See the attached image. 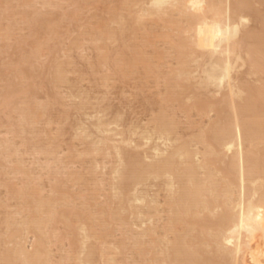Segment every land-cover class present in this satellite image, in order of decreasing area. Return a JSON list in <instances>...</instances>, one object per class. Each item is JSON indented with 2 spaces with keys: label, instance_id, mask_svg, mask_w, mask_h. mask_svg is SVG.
<instances>
[{
  "label": "rangeland",
  "instance_id": "374dc122",
  "mask_svg": "<svg viewBox=\"0 0 264 264\" xmlns=\"http://www.w3.org/2000/svg\"><path fill=\"white\" fill-rule=\"evenodd\" d=\"M43 1L0 0V264H27L16 253L13 254L15 248L17 251L18 249H20V246L21 248L25 247V252L29 251L28 254L30 255H33V252L34 254H39L43 249V252H45L42 253L47 255V258L46 256L44 258V256H42V253L39 254V264L42 261L43 262L41 264L45 263V260V264H86L88 260L89 264H170V261H168L165 257V253L167 249H171L174 244L175 235L181 234L182 231L180 230H183V227H185L183 233L188 231L185 225H188V221L186 220L190 219L186 218L185 221L187 223L182 222L183 225L185 224L184 226L175 224L176 226H174V229L175 227L177 228L178 226H181V228L178 227V229H175L179 230L180 232H175L174 229L173 230L175 233L171 231V229L170 232L168 231L171 226L169 222L170 218H167L171 214H169V204L166 203H170V199L172 196H177L176 192L178 191V189L175 190V187L178 185L177 183H174V179L173 181L171 180L174 184H171V188L169 190L168 184L170 182V178L168 176L161 177L159 178L160 180L157 179L154 181H152L151 178L145 182L146 188L145 186L136 187V190L138 191V193H140L139 195H136L131 191H121L122 195H120L121 193L118 192L120 191L118 188V180H120V174L118 173H121V167H125L123 166V161H121L120 159H127V157L131 155L132 157L137 159L138 154L141 153V158H139L140 155L138 156V161L141 160L142 162H140V164H150L154 159L152 155L153 153L151 152V147L153 146V144H158L159 148L161 147V150L167 148V150H164V154H168L167 151H169L168 147L170 145L172 146V148H169H171L172 150H176L177 147L181 148L185 145L184 147L190 150V152H195L196 150L195 153H198L196 156L197 162L199 163V160L201 159L199 163L200 165L208 164L206 163L208 160L206 159L207 161H204L203 159L207 158V156H210L211 154H207L206 149L205 151L204 149H202L206 146H204V143V145L201 143L204 146L202 147L199 139L197 140V138H201V140L205 138L207 134L211 132V129L209 132L207 131L209 130L208 128H212L213 125L215 126L216 123H219V121H216L218 118V114L215 109L217 106L216 104L218 103L217 101L222 100L223 97L225 98L226 96L223 95L224 90H221V93L219 92L220 94L218 93L220 96L221 94L223 95L222 98L219 96V98L215 99V96L217 97V94L215 92L213 93V91H211L209 88H207V90L209 89L208 91L206 90V88H199L196 83L198 82L197 78H199L200 76L197 72L199 70L197 66L191 62H187L188 66L185 65V67L189 70L187 71H191V73L193 68L196 67L195 69L197 70L194 69L196 71L194 72V74L196 73V77H194L195 75L192 73V79L190 73V76L186 77V80L190 78L187 83L183 79L185 78V76H182V79L179 78L180 81L178 80V78H176L179 82L176 81L175 77H177L176 74L179 75L178 73L181 72H179V70L182 69L181 61L183 63V60H180V56L178 60H176L177 54H175L176 50H174L173 48L176 49V46L179 43H173L179 41L181 42L182 40H180V37L182 35V37L185 38L184 36H186V34H182V28L184 30L186 27H182V25L187 26V24L186 21L183 20L184 18L177 13L176 9H174L175 11L173 9V11L171 9L170 11H167L170 6H167V8L166 6L164 7L165 9L164 13L162 14L163 16L162 18H159L161 16H152L150 14H145L144 12H142L143 10L149 9L145 8L149 7V0H138V5H135L136 3L132 2V7L130 6V4L125 7L122 3V0H47L49 2V5H44L47 4L45 3L47 1ZM119 1L121 4L119 3ZM250 1L253 3H251ZM250 1L248 2L254 5L251 6L256 9L255 12H257L256 15L258 16H249L250 18L247 17V22L242 26L243 28L241 27L242 29L246 30V32L244 30H240L241 32L244 31L245 33L251 31L255 32L256 30H258L261 25L259 24L261 23L259 22L260 17L261 19H264V0ZM40 2H43L44 4H40ZM120 6H122L123 9L120 10ZM129 6L131 7V9ZM127 7L129 8L126 9ZM139 7L143 10L139 9ZM124 9L128 11L130 9L131 13L133 12V10H135V12H133L134 15L130 14L131 16H129V13H124ZM166 11L168 12L169 17L170 15H172V18H169L167 14H165ZM115 12L119 13L116 14ZM113 13L116 17H113ZM149 15L152 17H149ZM178 15L181 18H179ZM140 16L142 18H139ZM117 17L121 18L119 19ZM129 17L130 20L128 21ZM132 18L140 22L138 23ZM253 18H255V20L258 19L256 20L257 22H255ZM112 19L114 22H116L114 23ZM117 21L120 25L123 24L121 25L122 27L118 25ZM179 22L181 23L180 29L182 32L177 30ZM125 24H127V26ZM132 25H135V27ZM173 25H175L176 27L173 28ZM113 26L115 28H113ZM123 26L125 29L123 28ZM120 28H123L122 31L124 32H122ZM173 29H176V31H173ZM108 31L112 32L111 35L113 36H111L110 33H107ZM120 31L123 34L120 33ZM240 31L238 32V35H236L237 38H235V40H242V37L239 34ZM105 34H108L109 36H103ZM163 34H168L169 36L166 35L165 39L163 38ZM99 37L102 39L107 37V39H104L103 41L102 39H100V41ZM170 45H173V47ZM97 46L99 47V49ZM35 49L36 53L33 52L35 51ZM132 54H134V57L132 56ZM31 55L33 56V58ZM103 55L106 57H104ZM132 57L133 59L135 58V60L132 61ZM136 57L138 59L137 61ZM98 60L99 63L97 62ZM141 60L148 61L144 63H146L145 65H149V69L145 67L144 64H142ZM130 61L132 62V64ZM178 61L180 64L178 63ZM192 65H194L195 67H192ZM57 66L62 67L63 70L59 71ZM242 67H238L235 70V72H237L239 75H237V73L236 75L233 74V77H235L234 81H236L237 84V81H243V78H246L248 82L252 81V77H249V80L248 77L245 76L247 74H243V72H245V70L247 69L244 68L246 66ZM168 68H170L172 72L168 71ZM173 68L176 69L172 70ZM238 69H240L241 72L238 71ZM55 72H57V74L58 72L62 73H59L61 75L60 80H63L60 85L58 84L60 81L56 82V80L53 79L54 74H56ZM241 74H243V76ZM58 75L55 76L56 79L58 78ZM171 75L174 76L171 77ZM173 77L176 83L178 82V84L181 81H184L182 83H186L187 85L190 83V87L187 88L188 92H186V89L184 88L186 93L182 91H176V93H174L173 90L177 86L172 80ZM238 77H240L239 80ZM195 78L197 80L196 82H194ZM52 79L57 83H55L56 85L53 83ZM245 80L243 81V83L246 85L247 81ZM170 81L172 82V84H168ZM182 83L178 85V90H180L181 88L183 89V85H181ZM193 83L196 84L193 85ZM249 83L252 84V82ZM173 84L176 86L175 88L171 87ZM255 84L257 83H253V85ZM168 85H170V90L172 88L171 92H173L174 97L172 96L173 94L169 92L170 90L168 88ZM194 86L198 87L196 88L198 89L197 91L196 89L193 90V88H195ZM11 87L16 88L13 89ZM189 88L191 89V91L189 90ZM16 89H18V92L16 91ZM203 89L206 90H204L206 93H204ZM12 90L13 92H16L13 93ZM209 91H211V93H209ZM180 93H185L188 96H185L184 94H182L184 95L182 96ZM193 93L196 95L193 96ZM6 94L7 97L5 98L4 96ZM169 94L171 95L172 99L170 98ZM242 94L241 97H243ZM209 95L212 100H216L214 103L209 99ZM178 97H181V99H178L181 102L177 101ZM184 97H191L190 100H187L188 103L185 102L186 100H184ZM165 98H167V100H165ZM236 98L235 101L240 102V100H238L239 98ZM4 99H6V102H2ZM205 99H209L210 101H212L210 102L211 104L209 103V100H207V102ZM182 100H184V103L182 102ZM204 103L205 105L208 104V106H205ZM209 104L212 106L215 104L212 109L216 112L211 111L210 108L212 106H210ZM31 106H34L33 110ZM205 109H207L206 112ZM199 110H201L202 112ZM29 111H31V115L33 114L32 118L29 115L30 113L27 114ZM25 114L28 116L26 117ZM161 116L162 118L165 117V119H168V122H172L170 125L168 122H166V120H164L165 124L168 127L165 128L170 129L168 130L169 134L167 136L170 140L172 139L171 142H166V146H164L161 142L162 140L157 141L155 133L156 131L154 132L155 134L153 133L152 135L155 138V141L152 137L149 143L142 140V138L139 139L142 131H145L146 129H148V127L150 128L151 126L152 129H154L153 126H156V124L154 125V120H157ZM25 119H27V122ZM213 121H215L216 123L214 122V124H211ZM209 123L211 124V126H208L210 125ZM116 125L118 127H116ZM99 126L105 127L101 128ZM136 126L138 128H136ZM105 128H110L109 130L111 131L108 132L109 134L101 133V130H104ZM116 130H118V136ZM205 130V135H202ZM120 132L122 134H120ZM138 132H140V134ZM126 133H129V135ZM119 134L121 135V137L119 136ZM123 134L128 138L122 137ZM103 136L105 138H103ZM109 136L111 138L107 139ZM112 137L114 139H112ZM130 137H132L133 139H130ZM124 138L125 141L123 143H117ZM90 140L92 141V143ZM94 140H96V142ZM101 140H103V142H101ZM131 140L134 141L132 142ZM104 141L106 143H104ZM135 141L137 145L134 143ZM151 141L152 145L151 147H149ZM143 142L144 145L141 144ZM158 142L161 143L159 144ZM187 142L190 144H188L190 148L187 146ZM172 143L176 148L173 147ZM181 143H183L182 146ZM97 144L99 145V147L96 146ZM129 144H132L131 150H133V152L130 151ZM138 144H141L142 147H140V145ZM177 144L180 145L177 146ZM119 145H123L124 147ZM146 145L148 148H150L148 150L150 154L145 149ZM115 146H119L120 148H126L127 146H129L127 149H129L131 154L127 155L129 152H127L126 154V151L128 150L122 149L123 152L120 155L122 157L119 158L120 156L115 155ZM259 148H263L262 145ZM139 149L140 151L138 152ZM105 150L107 153L104 152ZM202 151L204 152V154H202ZM136 152H138V154H136ZM217 152H215V155H219L220 152ZM143 154H145V156ZM222 154L224 155H219L222 159L223 157H226L225 159H228V157L231 156L227 153ZM124 155H126V157H124ZM201 155H203V159L200 158ZM213 155L214 153L212 154L213 159L209 157L212 166L207 165L204 166V169H200V171H198V177H200V175V178L203 177L202 170H207V172H209L213 168V173L212 171L209 173L214 174L212 178L216 179V183L221 184V186L223 187L222 183H218V179L220 182V178L223 175V171L220 167L223 166L222 164L227 161H225V159V162L219 161L220 157L218 156L217 160V157L214 158L215 155ZM126 159H124V161ZM178 160L180 162L182 161V159ZM136 161L134 163L138 162ZM217 161H219V164H215ZM201 162H205L206 164H201ZM213 163L217 168L214 167ZM137 164H135V167H138ZM214 168H216L217 170H215ZM117 171L118 173H116ZM204 172L205 175L206 171ZM215 172L217 174H219L220 172L221 177H219ZM116 177L118 180L115 179ZM112 180L115 183H113ZM114 180H116L117 183ZM162 180L165 181L168 186ZM111 183L113 185L115 184L113 188ZM115 186L118 188V190ZM236 187L237 186L235 184L232 188ZM232 188L231 192L234 194V197H237L238 191L236 190L238 188ZM139 189H141L140 191H143V195L145 194V196H142L144 197L143 199L140 196L142 192H140ZM143 189L148 191H145ZM172 190L173 192H175H171ZM113 191H115V196H113ZM219 191H222V188L221 190L219 188ZM31 192L33 194L35 192L37 193H35L32 197L28 196L32 194ZM123 193H125V196L123 195ZM129 193H131L130 195H132L133 197L130 195L127 196ZM147 195L149 196L147 197ZM166 195L168 196V198L166 197ZM222 195L223 191L220 193V199L218 198L220 200L218 201L219 204L221 202ZM135 196H140L141 199L135 201ZM116 197H118L120 200ZM206 198H209V196H207ZM114 199L117 201H114ZM150 199L152 200L151 202H154L155 205L152 203L154 206L150 203ZM167 200L168 202H166ZM125 201L127 202L124 204V206L128 205L129 203V208H127V206L123 207V203ZM40 202L43 204L41 205ZM32 203L34 204V207H31V205L33 206ZM148 203L150 206L148 205ZM217 204L210 205V210L200 209L198 216L202 215V213H207L208 215L206 214L205 217L210 215L209 217L211 218L214 217V214L215 217L217 215H221L222 211L218 209L219 206ZM39 205L41 206L39 207ZM214 205H217V207H214ZM117 206H120L121 208L118 209ZM133 206L135 208H133ZM48 207H52L53 209H49ZM56 210H58L59 212H57ZM136 210L138 213L136 212ZM212 210L215 213H213ZM46 211L49 212L51 216ZM53 211H56V216H54V214V217H52ZM36 212L39 215L36 214ZM131 212H133V214ZM29 213L30 216H32V213L35 214V218L34 216L30 217ZM109 213H111V215ZM45 215L49 216H47L46 218ZM132 215L134 218H132ZM147 215L149 219L147 218ZM63 216H65L66 218L70 217L68 219L70 221L66 220V218ZM203 216L204 215L200 217L205 218ZM48 217H50V219ZM52 218L54 220H52ZM114 218H117V221ZM120 218L122 221L120 220ZM207 218H205L204 220H206ZM62 219H64L65 221H63ZM212 219L214 220V218ZM217 219H219V217H216L214 222H212L211 219L206 220L207 222L211 221L214 225L210 224V222L207 223L206 221V223H204V227L207 228L203 230L205 232L204 234L206 235V239L204 238L206 242L207 240L210 241L212 234H214L212 232H216L218 230L217 226H219L220 224V219ZM113 221L114 223H112ZM217 222H219V224H215ZM190 224L188 225V227L191 226ZM207 225L210 226L208 227ZM32 226L34 227L32 228ZM213 226L217 229H214ZM40 227H42V229H40ZM83 227H85L86 229ZM87 228L90 229V231ZM103 228H105L106 230ZM164 228H166L167 231L164 230ZM189 229L190 232L192 231V234H189L190 232L187 233L188 236L185 239L187 243H191L192 241L194 242V237L198 235L197 232L199 231L197 230V228H193L191 230V227H189ZM83 230H86V232ZM163 230L166 231V235L163 234ZM41 231H43V234L41 233ZM167 233L170 234L168 235ZM183 233L181 234L182 236ZM38 235L42 236L44 242L43 239L41 240L42 242L40 241V238H38L40 236ZM87 235H89L91 238ZM173 235L174 237H172ZM138 239L141 240L138 241ZM190 239H192V241ZM157 241L158 243H156ZM34 242L36 244H34ZM137 242L139 244H137ZM42 243L44 246L42 245ZM92 245L93 249H91ZM207 245L210 246L211 244ZM35 246L36 250L38 249L40 252H38V250L36 252ZM84 246L87 251L88 249L90 251L93 250L95 258L92 257V252L84 251ZM209 246L206 247L208 248ZM206 247L204 248L205 250ZM210 247H212V245ZM142 248L144 249L142 250ZM209 248L208 250H210ZM208 250L206 251L208 252ZM83 251L84 253L87 252L84 256ZM142 251L143 254H141ZM209 252H212V250ZM158 255L159 259L162 258L161 262L158 258H156ZM100 257L102 258L100 259ZM6 258L10 261L8 262ZM42 258L45 260L41 261ZM81 258L83 261L81 260ZM108 258L110 259L108 260ZM16 259L18 260L16 261ZM84 259L86 261H84ZM93 259L95 261H93ZM163 259L166 261L164 262ZM105 260L106 263H104ZM81 261L84 263H82Z\"/></svg>",
  "mask_w": 264,
  "mask_h": 264
},
{
  "label": "bare ground",
  "instance_id": "6f19581e",
  "mask_svg": "<svg viewBox=\"0 0 264 264\" xmlns=\"http://www.w3.org/2000/svg\"><path fill=\"white\" fill-rule=\"evenodd\" d=\"M29 1V0H28ZM32 1V0H31ZM43 1V0H42ZM44 1H47V0H44ZM43 1V2H44ZM138 0H122V3L124 4V6H128L130 4V6L132 7L131 3H136L135 5H138L137 2ZM250 1V0H248ZM247 0H149L148 1V5L149 7H145V8H149L148 10H143L142 8L139 7V9H142L141 11L144 12L145 14H150V15H156V16H161L159 18H162V14L164 13V7L166 6H170L168 8L167 11H170V9L174 10L176 9L177 13L180 14L184 19V21H186V24L187 26H183L182 27H186L184 30L182 28V31L180 29L181 27V23L179 22V28L177 27V30L181 31L182 34H186V36H184L185 38H183L182 36L180 37V40H182L181 42H176V43H173V44H178L176 46V49L173 48L174 50H176L175 54H177V59L179 58L180 56V60H183V63L181 61V70H179L180 73H178L179 75L176 74L179 80L182 79L181 77L185 76V78H183L185 80V82L187 83V81L190 79H187L186 80V77L190 76V72H188L189 70L186 69L185 65L188 66L187 62H191V63H194L198 70L197 71L199 73V78L198 79V82H196V78H195V81L198 85L199 88H209L211 91H213V93L215 92L217 94V97L215 96V99L216 98H219V94L221 93L220 91L221 90H224L223 91V95L225 96V98L223 97L222 100H218L216 103V109L214 107V109L217 111V114H218V118L216 121H219V123H216L215 121H213L211 124H214V122L216 123L215 126L213 125V127L211 128H208L209 130H207L208 132L210 131L211 129V132L207 134V136L205 138H203L201 140V138H197V140L199 139V142L200 144L204 143L203 145L206 146L205 148H202L206 149V152L207 154H211L210 156H207V158H202L203 155H201L200 158H202L204 161L207 159L208 161H210L209 157H212V154L214 153V155L216 154L215 152L219 153V155L221 154L222 156L224 154L222 153H227V154H230L231 156L228 157V159H225L226 157H223V159L221 158V156L219 155H213L214 158L217 157V160H218V156L220 157L219 161H227L225 162L224 164H222L223 166H221V170L223 171V175L221 177L220 175V172L219 174H216L221 177L220 178V182H219V179H218V183H222L223 184V187L221 186V184H217V180L216 179H213L212 177L214 176V174H211L209 172L212 171L213 173V168L207 172V170H202V178L201 175L200 177L199 174H198V171H200V169H204L205 167L204 166H207V165H211V161L207 162L208 164H206L205 162H201V164H206V165H200V160H199V163L197 162V159H196V156L198 153H195V152H190V150L186 149L184 146L181 147V148H178L175 150H172V146L170 145L169 148L168 147V150L167 153L168 154H164V150H167L164 149V150H161L159 148V145L158 144H153V146L151 147L152 145V141L150 142L151 144H149L151 147V152L153 153V161L152 163H147V162H144V163H147V164H140L141 160H139V158H141V153L138 154V152L140 151V149L138 150V152H136V154H138L137 156V159H135L134 157L131 156H128L127 159L124 161V159H120L121 161H123L122 163L123 166L125 167H121V173H118V171L116 173L120 174V180L117 179V177L115 178L116 180H118V184H119V190L118 192H120L122 195V192L121 191H124V192H128V191H131L132 193L136 194V195H139L140 193H138V191L136 190L137 186H145V182L149 179L152 178V181L154 180H160L159 178L161 177H164V176H168L170 178V182H169V190L171 188V184H174V183H177L178 186L175 187V190L178 189V191L176 192L177 193V196H169L171 197L170 199V203L168 202V200L166 202V204H169V209H170V213L171 214L167 219L170 218V226L171 228H169V232H170V229L171 231L174 232L175 229H178V227L181 228V226H178L177 228L175 227L174 229V226H176L175 224H179V225H182V222H186L188 221V225L190 223L191 226V230L193 228H197V230H199L197 233L198 235L196 237H194V242L192 241V239H190L192 242H186L185 239L187 238L188 236V232H190L189 230V227L188 225L186 224L185 226L187 227V230L185 229V233H183L184 231V228L183 227V230H180L182 231L183 233V236L181 234H177L172 236L174 237V244L173 246L171 247V249H167L166 253H165V257L168 261H170V264H264V19H261L260 17V21L261 24L260 25V28L258 30H256L255 32H248V33H245L246 30L242 29L243 25L247 22V17L249 16H258L256 15L257 12L256 9H254L252 6H254L253 4H250ZM43 2H40V4H44ZM140 2V1H139ZM251 2V1H250ZM26 3V2H25ZM47 4H44V5H49V2H45ZM120 3V1H119ZM142 3V1H141ZM145 3V2H144ZM253 3V2H251ZM263 3V2H262ZM121 4V3H120ZM25 5V4H24ZM23 5V6H24ZM147 5V6H148ZM252 5V6H251ZM28 6V5H27ZM119 6V5H118ZM123 6V7H124ZM129 6V7H130ZM134 6V5H133ZM146 6V5H145ZM120 10L123 9L122 6H120ZM124 7V8H125ZM129 7H127L126 9H128ZM130 7V9H131ZM144 8V7H143ZM124 9L123 12L125 13H129V16H131L130 14L134 15L133 12H135V10H133V12L131 13V10L129 9L126 10ZM138 9V8H137ZM112 10V9H111ZM126 10V11H125ZM172 10V11H173ZM109 11V10H108ZM114 11V10H113ZM138 11V10H136ZM166 11L165 14H167L168 16V12ZM175 11V10H174ZM34 12V11H33ZM36 12V11H35ZM110 12V11H109ZM108 12V13H109ZM112 13V12H111ZM116 13V12H115ZM119 13V12H118ZM116 13V14H118ZM114 14V13H113ZM144 14V15H145ZM127 15V14H126ZM136 15V14H135ZM140 15V14H139ZM143 15V14H141ZM149 17H152L150 16ZM121 16V14H120ZM166 16V15H165ZM164 16V17H165ZM260 16V15H259ZM32 17V16H31ZM35 17V16H34ZM110 17V16H109ZM108 17V18H109ZM113 17H116L115 14L113 15ZM123 17V16H122ZM133 17V16H132ZM145 17V16H144ZM147 17V18H149ZM169 17V16H168ZM179 17V15H178ZM33 18V17H32ZM31 18V20H32ZM39 18V16H38ZM37 18V19H38ZM119 18V17H117ZM116 18V19H117ZM121 18V17H120ZM119 18V19H120ZM135 18V17H134ZM134 18H132L134 20ZM139 18H142L141 16ZM138 18V19H139ZM157 18V17H156ZM169 18H172V15H170ZM181 18V17H179ZM250 18V17H249ZM248 18V19H249ZM34 19V18H33ZM115 19V18H114ZM124 19V18H123ZM126 19V17H125ZM255 22H257L255 18H253ZM130 20V17L128 19V21ZM136 20V19H135ZM134 20V21H135ZM142 20V19H141ZM172 20V19H171ZM170 20V21H171ZM179 20V19H178ZM36 21V20H35ZM113 21V19H112ZM122 21V19H121ZM127 21V19H126ZM137 21V20H136ZM163 21V20H162ZM173 21V20H172ZM171 21V22H172ZM181 21V20H180ZM250 21V20H249ZM248 21V22H249ZM108 22V21H107ZM114 22V21H113ZM116 22V21H115ZM114 22V23H115ZM138 22V21H137ZM140 22V21H139ZM138 22V23H139ZM143 22V21H142ZM176 22V21H175ZM174 22V23H175ZM32 23V21H31ZM36 23V22H35ZM103 23V22H102ZM118 25L120 27H122L121 25L123 24H119V22L117 21ZM123 23V22H121ZM131 23V21H130ZM133 23V22H132ZM135 23V22H134ZM173 23V22H172ZM106 24V23H105ZM142 24V23H141ZM171 24V23H170ZM183 24V23H182ZM185 24V25H186ZM127 26V24H125ZM139 25V24H138ZM101 26V25H100ZM103 26V24H102ZM115 26V25H114ZM113 26V28H115ZM129 26V25H128ZM135 27V25H132ZM173 28L176 27L175 25L172 26ZM242 27V28H241ZM248 27V26H247ZM258 27V26H257ZM101 28V27H100ZM124 28V26H123ZM123 28H120L121 31L123 30ZM107 29V28H106ZM125 29V28H124ZM131 29V28H129ZM136 29V28H135ZM134 29V30H135ZM249 29V28H248ZM171 30V29H170ZM240 30H244V31H240ZM101 31V30H100ZM124 32V31H122ZM173 31H176V29H173ZM240 31V35L242 37V40H235V38H237L236 35H238V32ZM258 31V32H257ZM106 32V31H105ZM127 32V31H125ZM130 32V31H129ZM104 33V31H103ZM107 33H110V35L112 34V32L108 31ZM131 33V32H130ZM166 33V32H165ZM178 33V32H176ZM175 33V35H176ZM101 34V33H100ZM123 34V33H122ZM126 34V33H125ZM97 35V34H96ZM121 35V34H119ZM166 35L168 34H163V38L166 39ZM179 35H180V32H179ZM243 35V36H242ZM93 36V35H92ZM102 36V35H101ZM103 36H109L108 34H105ZM102 36V37H103ZM113 36V35H111ZM110 36V38H111ZM116 36V35H115ZM114 36V38H115ZM169 36V35H168ZM167 36V37H168ZM171 37V36H170ZM169 37V38H170ZM113 38V39H114ZM167 38V39H169ZM177 38V37H176ZM182 38V39H181ZM102 39L99 37V40ZM104 39H107V37H105ZM102 39V41L104 40ZM112 39V41H113ZM179 39V37H178ZM109 40V39H108ZM101 41V40H100ZM100 43V42H99ZM171 43V42H170ZM97 44V43H96ZM173 47V45H170ZM98 47V46H97ZM125 47V46H124ZM126 48V47H125ZM138 48V47H137ZM99 49V47H98ZM124 50V49H123ZM136 50V49H135ZM34 53H36V49L35 51H33ZM126 53V51H125ZM134 53V52H133ZM140 53V52H139ZM138 53V54H139ZM125 55V54H124ZM32 56V55H31ZM35 56V54H34ZM104 56V55H103ZM132 56L134 57V54H132ZM106 57V56H104ZM133 57L131 58L132 61L135 60V58L133 59ZM33 58V56H32ZM100 58V57H99ZM26 59V58H25ZM103 59V57H102ZM27 60V59H26ZM137 57H136V61H137ZM142 61V60H141ZM147 61V60H146ZM146 61H142V64H146L144 62ZM99 63V60L97 61ZM131 62V61H130ZM148 62V61H147ZM97 63V64H98ZM101 63H102V60H101ZM179 63V61H178ZM64 64V63H63ZM132 64V62H131ZM134 64H135V61H134ZM133 64V65H134ZM149 64V63H147ZM177 64V63H176ZM180 64V63H179ZM178 64V65H179ZM99 65V64H98ZM184 65V66H183ZM180 66V65H179ZM194 65H192L193 67ZM242 66H246L244 67L246 70L245 72H243V74H247L245 76L251 78L252 77V81H249V82H252V84H250L248 82V80L244 79L243 78V81H247L246 82V85L243 83V81H240L242 83H240L239 81L238 84L236 83V81H234V78L233 77V74L236 75L237 72H235V70L238 68V67H242ZM58 67V70H63L62 67L60 66H57ZM145 67H147L149 69V65H145ZM177 67V66H176ZM191 67V69H192ZM195 67V66H194ZM56 68V67H55ZM60 68V69H59ZM189 68V67H187ZM196 68V67H195ZM193 68V70L195 69ZM243 68V67H242ZM169 70L168 71H171L170 68H168ZM176 68H173L172 70H174ZM241 69V68H240ZM240 69H238V71H240ZM54 70V69H53ZM57 70V71H58ZM66 70V69H64ZM188 70V71H187ZM192 70V73L194 74V72H196L195 69L194 71ZM242 70V69H241ZM56 71V70H55ZM62 72V71H61ZM61 72H58L61 73ZM65 72V71H64ZM172 72V71H171ZM173 72H177V71H173ZM241 72V71H240ZM239 72V73H240ZM56 74H54V78L57 81H60L58 84L60 85L61 82H63V80L61 81L60 79V74L58 75L57 72H55ZM191 73V76H192V79H193V74ZM62 74V73H61ZM64 74V73H63ZM196 74V73H195ZM194 74V75H195ZM243 74H241L243 76ZM58 75V78L56 79L55 76ZM237 75H239L237 73ZM65 76V75H64ZM174 76V75H171V77ZM244 76V77H245ZM263 76V77H262ZM196 77V75L194 76ZM262 77V78H261ZM169 78V77H168ZM237 78V77H236ZM240 77H238V80H239ZM52 79V80H53ZM65 79V78H64ZM68 79V78H67ZM170 79V78H169ZM168 79V80H169ZM167 80V81H168ZM174 81V84H176L177 87H179L178 85L184 81H181L179 84L177 79L176 81H178L176 83V81L174 80V77L172 79ZM171 80V81H172ZM236 80V79H235ZM250 80V79H249ZM167 82L168 84H172V82ZM54 80H53V83L55 84L56 83ZM190 82V81H189ZM188 82V83H189ZM166 83V84H167ZM186 83H182L181 85H183V89L181 88L180 86V90L177 89V87L174 85H172L171 87H176L175 89L177 90H173L174 93H176V91H182V92H185V89H186V92L187 91V88L190 87L189 84L187 85ZM192 83V82H191ZM196 83H193V85H195ZM249 83V84H248ZM253 83H257L255 85H253ZM13 84V83H12ZM11 84V85H12ZM57 84V83H56ZM55 84V85H56ZM10 85V86H11ZM187 85V86H185ZM192 85V86H193ZM196 85V86H197ZM240 85H243V86H240ZM245 85V86H244ZM170 85H168V88L170 90ZM185 86V87H184ZM192 86H191V89H192ZM53 87V86H52ZM195 87V86H194ZM198 87H195L193 88V90H195L196 88ZM13 88V87H11ZM10 88V89H11ZM16 88V87H15ZM13 88V89H15ZM185 88V89H184ZM212 88V89H211ZM191 89L189 88V90L191 91ZM208 89V90H209ZM29 90V89H28ZM27 90V91H28ZM172 90V88H171ZM171 90L169 91L171 94H173V92H171ZM184 90V91H183ZM198 89H196L197 91ZM200 90V89H199ZM205 89H203L204 91ZM205 90V91H206ZM207 90V91H208ZM16 91L18 92V89H16ZM14 91V92H16ZM25 91V90H24ZM195 91V92H196ZM202 91V90H201ZM204 91V93H206ZM211 91H209V93H211ZM13 92V90H12ZM13 92V93H14ZM168 92V93H169ZM177 92V93H178ZM185 92V93H186ZM194 92V91H193ZM220 92V93H219ZM8 93V92H7ZM185 93H180L181 95L184 94L185 96L187 94ZM191 93V92H190ZM201 93V92H199ZM208 93V92H207ZM219 93V94H218ZM242 93H245V94H242ZM10 94V93H9ZM194 94V93H193ZM241 94L243 95V97H241ZM170 95V94H169ZM177 95V94H176ZM182 95V96H184ZM196 94H194L193 96H195ZM200 95V94H199ZM206 95V94H204ZM221 94V98L223 96ZM174 97V94L172 95ZM179 96V95H178ZM188 96V95H187ZM190 96V95H189ZM5 98L7 97V94L4 96ZM169 97V96H168ZM176 97V96H175ZM197 97V96H196ZM195 97V99H196ZM210 97V95H209ZM208 97V98H209ZM214 97V96H213ZM238 97L240 100V102L238 101H235V98ZM241 97V99H240ZM170 98H171V95H170ZM183 98V97H182ZM185 98V97H184ZM191 98V97H190ZM190 98H185L184 100H186L185 102L188 103V99L190 100ZM11 99V98H10ZM172 99V98H171ZM174 99V98H173ZM178 99H181V97L177 98V101H180ZM210 100H212V98L210 97L209 98ZM209 99H205L206 101L209 100ZM237 99V98H236ZM165 100H167V98H165ZM182 100V102L184 101ZM194 100V99H193ZM209 100V103L213 101V103L216 101V100H212L210 101ZM6 102V99H4L2 102ZM8 101V100H7ZM175 101V100H174ZM165 102V101H164ZM181 102V101H180ZM208 102V101H207ZM238 102V104H237ZM177 103V102H176ZM179 103V102H178ZM184 103V102H183ZM201 103V102H200ZM6 104V103H5ZM8 104V103H7ZM181 104V103H179ZM211 104V103H210ZM209 104V105H210ZM182 105V104H181ZM203 105V104H202ZM205 105V103H204ZM215 105V104H214ZM213 105V106H214ZM185 106V105H184ZM205 106H208L205 105ZM212 106V105H210ZM213 106L210 108L211 111H214L216 112L215 110H213ZM30 107V106H29ZM34 107V106H33ZM33 107L31 106L32 110H33ZM165 107V106H164ZM203 107V106H201ZM41 108V107H40ZM193 108V107H192ZM36 109V108H34ZM46 109V108H45ZM20 110V109H19ZM24 110V109H23ZM31 110V111H32ZM38 110V109H37ZM163 110V109H162ZM31 111H29L27 114H29ZM167 111V110H166ZM188 111V110H187ZM201 111V110H199ZM207 111V109H205V112ZM209 111V110H208ZM26 112V110H25ZM202 112V111H201ZM204 112V113H205ZM35 113V112H34ZM38 113V112H37ZM184 113V112H183ZM23 114V113H22ZM26 115V114H25ZM31 116V118L33 117V114L31 115V113L29 114ZM38 115V114H37ZM21 116V115H20ZM28 115H26L27 117ZM36 116V115H35ZM103 116V115H102ZM160 116V115H159ZM217 117V116H216ZM35 118V117H34ZM167 118V117H166ZM156 119V117H155ZM26 122H27V119H25ZM98 120H101V119H98ZM168 122L169 120L168 119H165L161 117H159L157 120H154V125L156 124V128L153 126L154 129H152V126L148 129H146L145 131H142L140 134V132H138L140 134V138H142V140H144L145 142H148L151 140V137L154 139L155 141V138L152 136L153 133L155 132L156 133V140H162V144L164 146H166V142H171V140L168 138V130L170 129H167V125L165 124V121ZM24 121V120H23ZM157 121V122H156ZM212 121V120H210ZM102 122V121H100ZM98 122V123H100ZM106 122V121H105ZM96 123V124H98ZM170 125L172 122H168ZM167 123V124H168ZM95 124V125H96ZM104 124V123H103ZM107 124V123H106ZM110 124V123H109ZM153 124V123H152ZM210 124V123H209ZM208 125V126H211ZM93 125V126H95ZM108 125V124H107ZM132 125V124H131ZM130 125V126H131ZM109 126V125H108ZM150 126V125H149ZM207 126V125H206ZM101 128L105 127V126H99ZM111 127V125H110ZM116 127H118L116 125ZM167 127V128H165ZM107 128V127H106ZM104 129V130H101V133H108L110 132L111 130L109 129ZM136 128H138L136 126ZM144 128V127H143ZM176 128V126H175ZM134 129V128H133ZM145 129V128H144ZM115 130V129H114ZM172 130H173V126H172ZM133 131V130H132ZM139 131V130H138ZM141 131V130H140ZM117 132V136H118V130H116ZM115 132V133H116ZM173 132V131H172ZM125 133V132H124ZM136 133V132H135ZM134 133V135H135ZM137 133V134H138ZM154 133V134H155ZM204 133H206V130L205 132H203L202 135H205ZM86 134V133H85ZM90 134V133H89ZM88 134V135H89ZM109 134V133H108ZM113 134V133H112ZM120 134H122L120 132ZM119 134V136L121 137V135ZM129 135V133H126ZM131 134V133H130ZM84 135V134H83ZM87 135V136H88ZM107 135V134H106ZM127 135V136H128ZM90 136V135H89ZM105 136V135H104ZM103 136V138H105ZM108 136V135H107ZM106 136V137H107ZM113 136V135H112ZM115 136V134H114ZM132 136V135H131ZM167 136V137H166ZM201 136V135H200ZM96 137V136H95ZM119 137V139H120ZM122 137H126L124 136V134L122 135ZM170 137V136H169ZM111 137L109 136L107 139H110ZM128 138V137H126ZM132 137H130L131 139ZM173 138V137H172ZM112 139H114L112 137ZM111 139V140H112ZM129 139V140H130ZM133 139V138H132ZM138 139V140H139ZM99 140V139H98ZM97 140V141H98ZM106 140V139H105ZM110 140V141H111ZM117 140V139H116ZM128 140V141H129ZM141 140V141H142ZM184 140V139H183ZM91 141V140H90ZM96 142V140H94ZM107 141V140H106ZM125 141V138L124 139H121L119 142L123 143ZM132 142L134 140H131ZM153 141V142H154ZM156 141V143H157ZM101 142H103V140H101ZM160 142V143H161ZM92 143V141H91ZM104 143H106L104 141ZM128 143V142H127ZM130 143V142H129ZM136 145V141L134 142ZM133 143V144H134ZM159 143V142H158ZM159 143V144H160ZM176 143V141H175ZM184 143V142H183ZM181 143V146L182 144ZM186 143V142H185ZM196 143V141H195ZM96 144V143H95ZM100 144V143H98ZM96 145L99 147V145ZM144 145V142L141 143ZM141 144H138L141 146ZM189 143L187 142V146L190 148V144L188 145ZM199 144V143H198ZM201 144V145H202ZM118 145V144H117ZM130 145V144H129ZM173 147H175V145L172 143ZM180 145V144H179ZM177 144V146H179ZM197 145V144H196ZM202 145V147H204ZM262 145L263 148H259L260 146ZM94 146V144H93ZM114 146V145H112ZM111 146V147H112ZM119 146H122L124 147L123 145H119ZM117 147L115 146V150L114 152L116 153L115 155L117 156H120L122 154V149H126L128 151H126V154L127 152H129L127 155H130V151L133 152V150H131V146L132 144L129 146H127L126 148H120V147ZM186 146V147H187ZM194 146V145H193ZM130 148V151L129 149L127 148ZM135 147V146H133ZM138 147V146H137ZM146 150L148 151L150 148L147 147V145L145 146ZM187 147V148H188ZM94 148V147H92ZM144 148V147H143ZM148 148V149H147ZM176 148V147H175ZM97 149V148H96ZM108 149H109V146H108ZM171 149V151H170ZM192 149V148H191ZM95 150V149H94ZM137 150V149H136ZM135 150V151H136ZM145 150V152H146ZM200 150V149H199ZM198 150V151H199ZM143 151V150H142ZM193 151V150H192ZM222 151V153H221ZM91 152V151H90ZM89 152V153H90ZM98 152V151H97ZM106 152V150L104 151ZM203 152V151H202ZM107 153V152H106ZM148 153L150 154V152L148 151ZM93 154V153H92ZM96 154V153H95ZM111 154V152H110ZM136 154H133V155H136ZM147 154V153H146ZM201 154V153H200ZM204 154V152L202 153ZM206 154V153H205ZM225 154V155H227ZM114 155V153H113ZM145 156V154H143ZM116 156V157H117ZM110 157V156H109ZM115 157V156H113ZM122 156H120L119 158H121ZM124 157H126V155H124ZM143 158V157H142ZM145 158V157H144ZM199 158V157H198ZM152 159V158H151ZM178 159H182V161L180 162ZM222 159V160H221ZM115 160V159H114ZM120 160H117V161H120ZM138 162H137V161ZM145 160V159H144ZM143 160V161H144ZM137 162V163H134V162ZM179 161V162H178ZM215 161V160H213ZM219 161H217L215 164H219ZM150 162V161H149ZM142 163V162H141ZM221 163V162H220ZM126 164V165H125ZM135 164L138 165V167H135ZM214 164V163H213ZM214 164V167H216ZM136 165V166H137ZM114 166V165H113ZM121 166V165H120ZM181 166V167H180ZM212 166V165H211ZM224 167V168H223ZM116 168V167H114ZM123 168V169H122ZM217 168V167H216ZM216 168H214L215 170H217ZM114 170V169H113ZM214 170V171H215ZM204 171H206V174L204 175ZM111 173V172H110ZM222 173V172H221ZM109 175V174H108ZM116 175V174H115ZM216 175V176H217ZM112 176V174H111ZM205 176V177H204ZM215 176V177H216ZM218 177V178H219ZM172 178V179H171ZM205 178V179H203ZM217 178V177H216ZM114 179V178H113ZM166 179V178H165ZM164 179V180H165ZM173 179L175 180L174 183H172ZM201 179V180H199ZM114 180V181H116ZM172 180V181H171ZM216 180V181H215ZM108 181V180H107ZM111 181V180H110ZM163 181V180H162ZM169 181V180H168ZM113 182V180H112ZM157 182V181H156ZM165 182V181H163ZM162 182V183H163ZM115 183V182H113ZM117 183V181H116ZM166 183V182H165ZM112 184V183H111ZM236 184V188H238L236 191L237 192V197H234V194L231 192V188ZM115 185V184H114ZM114 185L112 184V188L114 187ZM117 185V184H116ZM165 185V184H164ZM163 185V186H164ZM167 185V183H166ZM167 185V186H168ZM176 185V184H175ZM156 186V185H155ZM166 186V188H167ZM220 186V187H219ZM116 187V186H115ZM221 190L222 188V191H223V195H222V199H221V202L219 204L218 201H220L219 197H220V193L222 191H219V188ZM111 188V189H112ZM117 188V187H116ZM117 188V190H118ZM146 188V186H145ZM164 188V187H163ZM236 188H232V189H236ZM142 189V188H141ZM139 189V191L141 190ZM165 189V188H164ZM26 190V188H25ZM31 190V189H30ZM116 190V189H114ZM145 190V189H143ZM28 191V190H27ZM34 191V190H33ZM145 191H148V190H145ZM234 191V190H232ZM117 192V193H118ZM142 192V194L140 195L141 197L142 196H145V194L143 195V191H140ZM173 192V190L171 191ZM175 192V191H174ZM173 192V193H174ZM30 193V192H29ZM32 193V192H31ZM37 193V192H35ZM34 193V194H35ZM109 193V192H108ZM114 195L115 196V191H113ZM116 193V194H117ZM138 193V194H137ZM236 193V192H235ZM28 194V193H27ZM33 193L31 195H28V196H33L34 195ZM39 194V193H38ZM119 194V193H118ZM117 194V195H118ZM131 193H129L127 196H129ZM233 194V195H232ZM25 195V194H24ZM37 195V194H36ZM112 195V193H111ZM123 195L125 196V193H123ZM170 195V194H169ZM172 195V193H171ZM132 196V195H130ZM140 196H135L134 197V200L135 201H138L141 199ZM149 195H147L148 197ZM207 196H209V198H206ZM120 197V196H118ZM118 197H116L117 199H119ZM122 197V196H121ZM133 197V196H132ZM166 197L168 198V196L166 195ZM29 198V197H28ZM144 197H142L143 199ZM219 198V199H218ZM112 199V198H111ZM146 199V198H145ZM166 199V198H165ZM51 200V199H50ZM120 200V199H119ZM131 200V198H130ZM128 200V201H130ZM113 201V200H112ZM114 201H117L114 199ZM152 200L150 199V203L154 204V202H151ZM156 201V200H154ZM27 202V201H26ZM33 202V201H32ZM127 201H125L123 203V207L127 206V208H129V203L128 205H125L124 204L126 203ZM132 202V201H131ZM134 202V201H133ZM218 202V204H217ZM41 203V202H40ZM108 203V202H107ZM116 203V202H115ZM157 203V202H156ZM33 204V203H32ZM43 203H41L42 205ZM47 204V203H46ZM52 204V203H51ZM122 204V203H121ZM137 204H140V203H137ZM152 204V205H153ZM213 204H217L219 206L218 209H220L222 212H221V215H217L216 217H219V220L220 221V224L219 222L215 223V224H219V226H217L218 230L216 232H212L214 234H212L211 238H210V241L207 240L206 242V238H205V232L203 231L204 229H207L204 227V223H206L207 219H211L212 222H214V220L216 219L215 217V214H214V220L209 217H205V215L207 214H203L204 215L203 217L207 218L206 220H204L205 218H201L202 215H199V210L200 209H209V206L210 205H213ZM39 205V207L41 206ZM133 205V204H132ZM149 205V203H148ZM155 205V204H154ZM153 205V206H154ZM217 205H214V207H217ZM48 206V205H47ZM52 206V205H51ZM135 206V205H134ZM133 206V208H135ZM150 206V205H149ZM31 207H34V204L33 206L31 205ZM118 207V206H117ZM157 207V206H156ZM43 208V207H42ZM40 208V209H42ZM47 208V207H46ZM49 208V207H48ZM52 208V207H51ZM49 208V209H51ZM114 208V207H113ZM121 208L120 206L118 207V209ZM132 208V207H130ZM139 208V207H138ZM137 208V209H138ZM149 208V207H148ZM153 208V207H152ZM168 208V207H167ZM211 208V207H210ZM33 209V208H31ZM37 209V208H36ZM48 209V210H49ZM53 209V208H52ZM150 209V208H149ZM155 209V207H154ZM217 209V208H216ZM47 210V211H48ZM100 210V209H99ZM134 210V209H133ZM210 210V209H209ZM208 210V211H209ZM215 210V208H214ZM38 211V210H37ZM46 211V212H47ZM57 212H59L58 210H56ZM55 211V212H56ZM69 211V210H67ZM119 211V210H117ZM121 211V209H120ZM128 211V209H127ZM132 211V210H131ZM140 211V210H139ZM143 211V210H142ZM157 211V210H156ZM213 211V210H212ZM31 212V211H30ZM35 212V211H34ZM45 212V213H46ZM52 212V210H51ZM55 212L53 211L52 213V217L56 216ZM63 212V211H62ZM112 212V211H111ZM137 212V210H136ZM149 212V211H148ZM147 212V214H148ZM49 214V212H47ZM79 213V212H78ZM97 213V212H96ZM114 213V212H113ZM119 213V212H117ZM129 213V211H128ZM133 214V212H131ZM138 213V212H137ZM143 213V212H142ZM158 213V212H157ZM211 213V212H210ZM213 213H215L213 211ZM212 213V214H213ZM36 214H38L36 212ZM55 214V215H54ZM111 215V213H109ZM108 214V215H109ZM124 214V213H123ZM136 214V213H135ZM150 214V213H149ZM32 216H34L35 214H31ZM39 215V214H38ZM37 215V216H38ZM42 215V214H41ZM51 216V214H49ZM47 215V216H49ZM54 215V216H53ZM71 215V214H70ZM81 215H82V212H81ZM80 215V216H81ZM84 215V214H83ZM102 215V214H101ZM109 215V216H110ZM116 215V214H115ZM121 215V214H120ZM119 215V216H120ZM127 215V214H126ZM143 215V214H142ZM208 215V214H207ZM29 216H30V213H29ZM30 216V217H32ZM46 216V215H45ZM46 216V218H47ZM61 216V215H60ZM117 216V215H116ZM131 216V215H130ZM135 216V215H134ZM138 216V215H137ZM201 216V217H200ZM212 216V215H211ZM28 217V218H30ZM65 217V216H63ZM77 217V216H76ZM83 217V216H82ZM86 217V216H85ZM88 217V216H87ZM145 217V216H144ZM151 217V216H150ZM35 218V216H34ZM39 218V217H38ZM50 219V217H48ZM66 218V217H65ZM70 218V217H69ZM69 218H66V220H68ZM79 218V217H78ZM77 218V219H78ZM84 218V217H83ZM82 218V219H83ZM90 218V217H89ZM96 218V217H95ZM109 218V217H107ZM123 218V217H121ZM120 218V220H121ZM132 218L133 215H132ZM136 218V217H135ZM142 218V217H141ZM147 218H148V215H147ZM186 218H190L188 220H186ZM48 219V220H49ZM115 220L117 218H114ZM140 219V218H139ZM143 219V218H142ZM149 219V218H148ZM52 220H54L52 218ZM63 221H65L64 219H62ZM76 220V218H75ZM85 220V219H84ZM89 220V219H88ZM107 220V219H106ZM119 220V221H120ZM132 220V219H131ZM145 220V219H144ZM142 220V221H144ZM151 220V219H150ZM186 220V221H185ZM70 221V220H68ZM74 221V220H73ZM72 221V222H73ZM82 221V220H80ZM104 221V220H103ZM117 221V220H116ZM118 221V222H119ZM122 221V220H121ZM129 221V220H128ZM206 221V222H205ZM211 221H208L207 223L210 222V224H213ZM77 222V221H75ZM79 222V220H78ZM108 222V221H106ZM124 222V221H123ZM138 222V221H137ZM168 222V223H169ZM190 222V223H189ZM46 223V222H45ZM44 223V224H45ZM70 223V222H69ZM102 223V222H101ZM114 223V221L112 222ZM120 223V222H119ZM144 223V222H143ZM148 223V222H147ZM181 223V224H180ZM187 223V222H186ZM38 224V223H37ZM48 224V223H47ZM82 224V223H81ZM89 224V223H88ZM105 224V223H104ZM108 224V223H107ZM118 224V223H117ZM28 225V224H27ZM35 225V224H34ZM74 225V224H73ZM84 225V224H83ZM87 225V224H86ZM119 225V224H118ZM126 225V224H125ZM150 225V224H149ZM166 225V224H165ZM169 225V224H168ZM214 225V224H213ZM31 226V225H30ZM102 226V225H101ZM107 226V225H106ZM120 226V225H119ZM128 226V225H127ZM137 226V225H136ZM164 226V225H163ZM167 226V225H166ZM208 227L210 225H207ZM34 226H32L33 228ZM74 227V226H73ZM79 227V225H78ZM86 227V226H85ZM83 227V228H85ZM94 227V226H93ZM109 227V226H108ZM122 227V226H121ZM193 227V228H192ZM214 227V226H213ZM100 228V227H99ZM102 228V227H101ZM214 227V229H217ZM40 229H42V227H40ZM44 229V227H43ZM86 229V228H85ZM88 229V228H87ZM105 229V228H103ZM168 229V227H167ZM174 229V230H173ZM209 229V228H208ZM212 229V228H211ZM11 230V229H10ZM27 230V229H26ZM31 230H35V229H31ZM90 231V229H88ZM106 230V229H105ZM164 230H166V228H164ZM163 230V231H164ZM210 230V229H209ZM39 231V230H38ZM76 231V230H75ZM86 232V230H83ZM92 231V229H91ZM148 231V230H147ZM151 231V230H149ZM167 231V230H166ZM166 231H164L163 234L166 233ZM180 232L179 230H175V232ZM208 231V230H207ZM17 232V231H16ZM88 232V231H87ZM174 232V233H175ZM192 232V231H191ZM189 233V234H192V233ZM209 232V231H208ZM10 233V232H9ZM18 233V232H17ZM41 233L43 234V231H41ZM91 233V232H89ZM108 233V232H107ZM173 233V234H174ZM87 234V233H86ZM138 234V233H137ZM152 234V233H151ZM159 234V233H158ZM168 234V233H167ZM170 234V233H169ZM168 234V235H169ZM186 234V235H185ZM207 234V233H206ZM90 235V234H89ZM87 235V236H89ZM148 235V234H147ZM155 235V234H154ZM162 235V234H161ZM166 235V234H165ZM163 235V236H165ZM172 235V234H171ZM181 235V236H180ZM40 236V237H38ZM37 237L40 238V241L43 239L41 235H38ZM81 236V235H80ZM84 236V235H83ZM91 236V235H90ZM89 236V237H90ZM85 238V237H84ZM91 238V237H90ZM138 238V237H137ZM192 238V237H191ZM205 238V239H204ZM37 239V238H36ZM94 239V238H93ZM169 239V238H168ZM167 239V240H168ZM172 239V238H171ZM21 240V239H20ZM141 240V239H138V241ZM37 241V240H36ZM165 241V240H164ZM22 242V241H21ZM42 242V241H41ZM40 242V243H41ZM43 242H44V239H43ZM79 242V240H78ZM152 242V241H151ZM154 242V241H153ZM209 242V243H208ZM13 243V242H12ZM19 243V242H18ZM17 243V244H18ZM143 243V242H142ZM158 243V241L156 242ZM34 244H36L34 242ZM137 244H139L137 242ZM207 244H211L212 247H210L209 245ZM19 245V244H18ZM43 245V243H42ZM95 245V244H94ZM37 246V245H36ZM36 246H35V250H36ZM44 246V245H43ZM86 246V244H85ZM84 246V248H85ZM90 246V245H88ZM138 246V245H136ZM141 246V245H140ZM162 246V245H161ZM206 246H209L208 248L210 250H208V248ZM17 247V246H16ZM142 247V246H141ZM168 247V246H166ZM206 247V250H208V252L204 249ZM20 249H18L16 251V248L13 252V254H17L20 258H22V260L24 262H26L27 264H39V260H40V255L42 252H43V249L41 250V252L38 250V252H40L39 254L38 253H35L33 252V255H30L28 254V252H25V247H22L21 246L19 247ZM38 248V247H37ZM83 248V249H84ZM90 248V247H89ZM27 249V248H26ZM40 249V248H39ZM91 249H93V245L91 247ZM144 248H142L143 250ZM159 249H160V246H159ZM36 250V252H37ZM81 250V249H80ZM163 250V249H162ZM212 252H209L211 251ZM84 251H87V249L85 248ZM83 251V253H84ZM88 251H90L88 249ZM87 251V252H88ZM121 251V249H120ZM141 251V250H140ZM145 251V250H144ZM149 251V250H148ZM164 251V250H163ZM6 252V251H5ZM10 252V251H9ZM45 252V251H44ZM43 252V253H44ZM86 252V253H87ZM93 253V250L90 251ZM89 252V254H90ZM153 252V251H152ZM159 252V251H158ZM162 252V251H161ZM160 252V253H161ZM12 253V251H11ZM42 253V254H43ZM84 253L83 256L86 254ZM145 253V252H144ZM47 254V253H46ZM105 254V253H104ZM143 254V251L142 253ZM163 254V253H162ZM39 255V257H38ZM92 255V254H91ZM150 255V254H149ZM152 255V254H151ZM156 255V254H155ZM42 256H46L47 258V255L43 254ZM98 256V255H97ZM100 256V255H99ZM103 256V255H102ZM164 256V255H163ZM162 256V257H163ZM4 257V256H3ZM50 257V256H49ZM87 257V256H86ZM92 257H94V253L92 255ZM142 257V256H141ZM159 255L156 257L158 258ZM161 257V256H160ZM18 258V257H16ZM19 258V259H20ZM95 258V257H94ZM102 257H100L101 259ZM106 258V257H105ZM104 258V259H105ZM39 259V260H38ZM99 259V258H98ZM97 259V260H98ZM110 258H108L109 260ZM159 259V258H158ZM162 259V258H161ZM161 259L160 262H161ZM6 260H8V262L10 261L9 259L6 258ZM18 259H16L17 261ZM42 260H45V259H41ZM51 260V259H50ZM82 260V258H81ZM96 260V261H97ZM158 260V261H159ZM164 260V259H163ZM13 261V260H12ZM83 261V260H82ZM81 261V262H82ZM84 261H86L84 259ZM89 261V260H88ZM86 262V264H89V262ZM93 261H95L93 259ZM154 261V260H152ZM166 260H164L165 262ZM23 262V263H24ZM43 262V261H42ZM40 262V264L42 263ZM48 262V260H47ZM80 262V261H79ZM92 262V261H91ZM90 262V263H91ZM109 262V261H108ZM7 263V262H5ZM45 263H46V260H45ZM43 263V264H45ZM78 263V262H77ZM84 263V262H82ZM95 263V262H94ZM99 263V262H98ZM104 263H106V260L104 261ZM113 263V261H112ZM154 263V262H153ZM156 263V262H155ZM92 264V263H91ZM101 264V263H100ZM108 264V263H107ZM159 264V263H158ZM163 264V263H161ZM165 264V263H164Z\"/></svg>",
  "mask_w": 264,
  "mask_h": 264
}]
</instances>
